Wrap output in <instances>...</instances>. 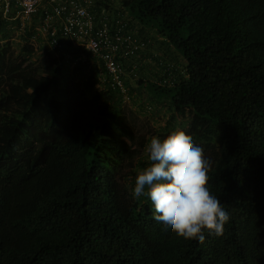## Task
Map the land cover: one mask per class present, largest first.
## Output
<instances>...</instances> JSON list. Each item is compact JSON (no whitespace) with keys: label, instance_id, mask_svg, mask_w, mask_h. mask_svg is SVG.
Segmentation results:
<instances>
[{"label":"trees","instance_id":"obj_1","mask_svg":"<svg viewBox=\"0 0 264 264\" xmlns=\"http://www.w3.org/2000/svg\"><path fill=\"white\" fill-rule=\"evenodd\" d=\"M106 3L82 4L95 22L87 38L97 39ZM113 6L154 34L132 27L146 47L124 61L126 91L137 79L171 112L158 136L177 126L211 159L208 187L230 217L223 235L184 239L133 198L123 161H139L148 140H136L102 61L65 34L48 0L24 18L18 0H0V264H264V0ZM32 42L46 50L38 60ZM78 58L74 87L65 66Z\"/></svg>","mask_w":264,"mask_h":264},{"label":"clouds","instance_id":"obj_2","mask_svg":"<svg viewBox=\"0 0 264 264\" xmlns=\"http://www.w3.org/2000/svg\"><path fill=\"white\" fill-rule=\"evenodd\" d=\"M144 151L147 161L135 176L133 198H147L155 220L184 239L203 242L205 230L223 235L229 213L208 187L212 161L194 138L178 128L152 136Z\"/></svg>","mask_w":264,"mask_h":264},{"label":"built area","instance_id":"obj_3","mask_svg":"<svg viewBox=\"0 0 264 264\" xmlns=\"http://www.w3.org/2000/svg\"><path fill=\"white\" fill-rule=\"evenodd\" d=\"M18 1L23 7V18L35 11L41 3V0ZM117 1L119 0H107L108 8L102 10L104 12L101 20L102 27L98 28V23H96L97 39L86 36L88 31L95 26V22H93L92 16L87 14L82 4H88L91 0H48V3L52 4V15L63 20L65 34L70 33L84 40L86 47L97 59L102 61L100 71L102 72L104 69L109 86L125 97L126 86L123 76L121 77L126 72L124 61L129 56H136L137 50H143L146 43L140 41L141 35L138 31H134L125 15L123 16L117 6H113V3ZM55 2L57 5H54ZM48 18H50L49 15ZM166 82L167 80L164 79L163 83Z\"/></svg>","mask_w":264,"mask_h":264},{"label":"rangeland","instance_id":"obj_4","mask_svg":"<svg viewBox=\"0 0 264 264\" xmlns=\"http://www.w3.org/2000/svg\"><path fill=\"white\" fill-rule=\"evenodd\" d=\"M134 24V23H133ZM141 34H146V36H150V35H154L153 33L149 32L148 30H142L140 27L136 28ZM11 36H12V40H13V44H12V54L13 57H17L18 58V54L20 53L19 50V46L17 45V43L19 42L20 39H17V32L16 30L13 29V31L11 32ZM155 37L157 39H159L160 41H163L164 39L158 35V37L155 35ZM2 40H0L1 42ZM158 43V41H156ZM155 42V44H157ZM20 43V42H19ZM33 46H34V54L32 55V59L33 60H38V58H41L40 53H42V49L45 50V48H38L39 45L34 42ZM38 49V50H37ZM173 50V49H171ZM46 52V50H45ZM175 56L178 57V61L177 63H180V57L177 53H175L174 51H172ZM177 54V55H176ZM68 60V59H67ZM79 60V58L77 60L72 59L71 61L68 60L67 65L65 66V76L68 80V82L70 84H72L74 87L78 86V80H77V76L80 73V71L78 69H74V64L77 63ZM81 61L85 62L84 64L87 65L88 62H90L91 64V70L90 72H88L87 77L88 78H93L94 82L91 81V83L93 84L94 88H103L102 87V82L98 79V73L96 75V73L93 71V68L96 67L95 63L92 60H86V59H81ZM97 79V80H96ZM127 79V78H126ZM137 80V79H136ZM136 80L132 81V82H128V99H124L123 101L120 100V103H118L124 110V112L126 113V116L129 120V125L130 128L132 129L133 134L135 135L136 140L138 141L140 137L138 136H143L144 139L148 140V142L150 141V138L152 136H158L159 132L163 130V128L169 124H172L173 120H171L170 115L171 112L170 110L167 108V104L163 103V102H157L156 100H154L153 98H151L146 92L145 89L140 88L137 85V82H135ZM93 90V89H92ZM92 93L91 90L87 89V94L90 95ZM186 125V124H185ZM176 129L177 126H175ZM137 148L140 149V147L136 144ZM141 150V154H140V160H134V161H126L127 159H124V163H128V166H125L124 168V172L125 171H130L132 170V175H134V171L135 174H137V171L139 169L138 167V163H143V165H146V161H147V156L145 154L144 149H140ZM131 164V165H130ZM134 164V165H133Z\"/></svg>","mask_w":264,"mask_h":264}]
</instances>
